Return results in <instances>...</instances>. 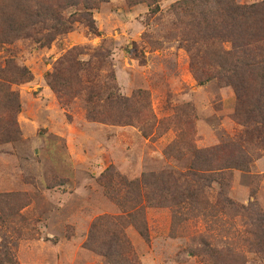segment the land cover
<instances>
[{"label": "rangeland", "instance_id": "rangeland-1", "mask_svg": "<svg viewBox=\"0 0 264 264\" xmlns=\"http://www.w3.org/2000/svg\"><path fill=\"white\" fill-rule=\"evenodd\" d=\"M179 1L157 0L162 17L155 20L146 4L108 0L94 12L100 36L77 23L74 31L48 48L39 49L28 40L16 44V56L33 80L14 88L22 105L20 142L0 146V194L20 196L13 202L17 206L12 217L2 206L0 242L8 245L18 264H110L96 247L109 240V222L119 223L128 214L127 183L138 181L142 186L145 175L183 171L188 162L189 155L168 151L179 139V131L169 122L174 116L179 130L186 131L199 149L235 141L243 134L231 119L234 91L216 81L200 87L187 51L178 41L166 39L171 7ZM73 50L83 61L102 54L106 60L105 67L96 59L91 63L92 74L99 78L98 92L105 91L95 101L97 121L88 118L83 98L63 104L47 84L46 75ZM115 85L124 97L143 95V108L132 126L113 121L120 115L106 98ZM105 172L114 174L113 184ZM263 174L264 155L249 171L234 172L228 197L247 206L253 193L264 212ZM117 196L123 205L116 203ZM142 201L147 238L127 220L118 224L126 237L123 244L128 242L139 264H214V253L219 256L216 264H264V249L250 245V234L244 235V252L232 259L227 257L226 228L215 226L209 217L211 223L200 218L174 230L168 207H148L145 198ZM95 223L103 224L98 233L92 228ZM92 233L97 236L93 248Z\"/></svg>", "mask_w": 264, "mask_h": 264}, {"label": "trees", "instance_id": "trees-1", "mask_svg": "<svg viewBox=\"0 0 264 264\" xmlns=\"http://www.w3.org/2000/svg\"><path fill=\"white\" fill-rule=\"evenodd\" d=\"M107 1L0 0V146L20 142L18 116L22 105L20 94L14 88L33 80L31 71L16 56V44L28 40L39 49L48 48L59 37L74 31L73 25L77 23L84 25L92 35L100 36L94 12ZM128 2L134 6L146 4L150 8V17L155 20L162 17L157 0ZM171 10L173 18L169 21L166 39L178 41L187 51L200 87L216 81L221 87L234 91L236 105L231 119L244 131L235 141L199 149L186 131L179 130L177 117L169 119L174 129L179 131V139L168 147V151L176 149L180 157L189 155L188 162L183 171L168 169L145 175L142 186L138 181L127 183L128 214L120 218L119 223L109 222V240L96 247L110 264H121L123 260L127 264H139L128 242L123 244L126 237L118 224L127 220L130 227L147 238V222L141 214L145 209L143 198L148 207H168L172 211L174 230L183 223L200 218L203 222L212 221L215 226L226 228L227 257L233 259L244 252L246 234L252 237L251 246L264 249V212L255 194L252 193V201L247 206L239 205L228 197L234 172L249 171L251 165L264 155V0H181ZM3 51L6 56L1 55ZM76 51L61 59L55 72L46 75V81L63 104L73 98H83L88 118L97 121L93 116L98 109L95 101L105 91L98 92L101 90L99 78L92 74L91 63L96 59L95 63L105 67L106 60L102 54L92 55L89 61H83ZM115 89L118 91L116 85L106 98V104L109 102L120 115L113 121L132 126L135 124L133 119L143 108V95L139 92L128 98L119 91L115 93ZM103 176L111 178L109 183H112V172H105ZM114 200L123 205L119 196ZM15 201H20L19 195L0 194V212H4V204L12 217L10 212L17 206L13 204ZM4 221L0 217V222L4 224ZM101 225L93 224V231L98 233L97 228ZM241 228L245 229L241 231ZM95 233H92L91 248L96 246ZM202 244L208 247L205 240ZM191 254L200 256L194 250ZM212 257L216 264L219 256L214 253ZM0 264H18L8 245L1 242Z\"/></svg>", "mask_w": 264, "mask_h": 264}]
</instances>
